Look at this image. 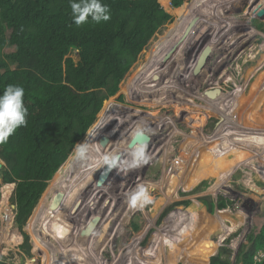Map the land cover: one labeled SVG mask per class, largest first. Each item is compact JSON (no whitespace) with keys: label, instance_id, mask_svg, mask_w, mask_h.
Here are the masks:
<instances>
[{"label":"rangeland","instance_id":"obj_1","mask_svg":"<svg viewBox=\"0 0 264 264\" xmlns=\"http://www.w3.org/2000/svg\"><path fill=\"white\" fill-rule=\"evenodd\" d=\"M162 1L174 13V20L170 22H174V24L184 19L188 5L191 3L190 0L185 6L186 1L184 0L181 7L172 8L171 2L173 0ZM208 1L202 0L189 13L188 19L184 23H180L176 31L167 40L165 39L173 24H166L156 34L122 81L120 90L115 94L120 95L121 98L110 97L102 108L103 110L105 107V113L100 114L101 110L97 120L90 127L91 129L97 122L103 121L109 115L105 126L112 118L115 109L122 108V110L125 109V112L122 113L124 122L130 125V128L135 123L130 129V131L133 129L132 138L134 136L139 137L135 133L140 127L151 129V133L147 137V151L150 160L139 168L128 170L127 177H123L126 183L120 189L122 192L113 191L114 193L110 194L112 190H117L112 189V187L118 188L116 184H119V182L113 184L108 179L115 176L113 170L106 172L109 176L101 177L100 182L104 187L101 189H104V194H102L101 189L97 190L93 195L92 203L94 205L99 204L101 198L107 195L105 192L109 193L112 202L109 201L108 205L101 203L98 206L97 210L99 209V211L97 213L101 214L99 217L91 213L94 209L88 210L86 213L87 222L90 221V225H92L87 229L88 234L80 230V225H82L81 213L73 211V215L63 219L68 222L63 224L66 225V232H72L75 237L80 236L89 249L96 248L98 250L102 245L101 240L106 243L105 247L100 250L101 253L99 251L93 253L91 258L97 257L96 261L91 263L90 258L85 264H186L192 258L196 260L193 261L194 264H201V261L204 260L203 257L209 258L213 254L218 243L228 246L235 242L234 247L238 248L240 244L247 242L246 237L249 232L259 230L264 225V185L258 183L259 181L264 182V172L259 171L264 165L261 159L264 148L256 145L258 143L261 145V135L264 133V33L255 34L256 20L251 15L253 7L258 9L264 5V0L258 3H254L258 0H252V3H249L251 0H219L217 1V8H221L219 10H215L212 5H206ZM207 9H210L207 15L211 17L212 21H216L220 28L214 31L213 29L208 30L196 46L188 53L186 52L187 55L185 56L189 66L188 74H190L192 71L194 72L193 68L203 48L206 46L211 48L210 55L202 69L205 77L197 78L198 84L196 81L189 84L190 80H187L189 75L186 73L184 83L181 79L182 75L180 76V73H175L176 70L172 69L175 59H177L174 58L175 48L172 50V57L170 56L171 61L160 60L158 63L157 61L163 49L173 40V35L186 26L192 17L201 13L205 14ZM257 21H264V18ZM206 25L210 27L209 24ZM194 28H196V32L192 38L184 43L185 38L182 37L176 52L183 48L186 49L189 42L198 35L201 29ZM203 39L204 41H201ZM156 48L155 60L153 59L151 64H146L150 61ZM73 56L78 58L77 51L73 52ZM141 70H144L150 77L147 90L153 86L158 89V86H169L170 94L164 92L162 87V91L159 90V96L154 95L157 99L153 96L155 89L151 91L153 94H141L137 82V78L141 80L143 76L139 75ZM157 70L160 76L166 74L167 78L160 82L156 81L154 71ZM208 71L211 73L210 75L207 73ZM134 78L136 82H134ZM189 78L194 79V76H189ZM139 84L144 86L142 81ZM214 88L220 89V93L227 96V102L220 103L206 95L208 90ZM231 97H234L233 103L223 110L214 107L216 104L218 107H225L229 104ZM147 98H151L153 102L143 104ZM208 100H212L214 105L208 104ZM207 107L218 112H212ZM232 116L236 119H233ZM104 126L99 129L95 142L101 135ZM247 131L249 132L247 138L252 145L244 144L237 139L243 135V132L246 133ZM87 134L77 144L86 142L84 140ZM250 134L253 135L254 139L251 140ZM212 135L221 151L225 153L223 157L222 154H219L218 149L211 146L214 139L209 137ZM132 138L127 140L129 142L127 146L123 140L118 142L121 145H118L117 150L121 155L124 152L127 154L131 148L130 140ZM93 146L89 148L88 158ZM72 155H75L74 151ZM87 159L81 160L74 157L70 160L71 162L78 161L77 168L74 169L71 177L66 176L70 162L63 169H59L49 182L37 206L41 201L51 200V194L47 191L52 184L56 185L60 180L70 181L84 167ZM175 161H179L178 166L174 165ZM203 182H205V186L201 193L185 196L182 194L183 192H190ZM1 184L2 180L0 179V191L4 188ZM139 184H143L149 189L153 203L143 208H135L134 211L131 210V213H127L130 215L126 219L127 214L124 211L128 209L129 204L125 201L124 196ZM121 185L122 182L120 181ZM107 186L110 188L107 189ZM202 196H210L215 201L223 196L230 200L231 204L223 211L216 210L212 217H206L204 213L198 211L201 203L199 198ZM182 200H191L193 203L189 208L176 207L172 209L160 223H157L164 209ZM12 205L11 199L8 202L7 199L0 198V216H4L5 211H9ZM79 206L77 210H82V207L79 208ZM35 210L24 230L30 235L33 246L32 253L37 259L32 260L34 257L24 259L19 249V245L23 241L16 234V231L20 229L10 221L8 223L0 222V239L3 229L7 226H9L8 234L15 235L20 239L18 244L12 242L10 244L4 238L2 241L0 240V264H61L65 246L62 244V249L54 248L56 252L51 261L49 258L45 259L44 253H42L45 247L30 229ZM178 216L181 220L177 219ZM184 217L188 222L189 228L187 230H190L187 235L184 231ZM133 219L138 222L139 229L132 224ZM39 228L41 229V226L38 224V232L40 233ZM98 228L101 229L99 233ZM151 230L153 231L149 240L145 241ZM20 232L22 233L21 230ZM92 233L93 236H91ZM178 236L179 238L176 239L175 237ZM169 238L175 243L174 248L165 243L164 240ZM36 244L38 250H35ZM147 248H153L152 256L144 255ZM188 250L192 254L197 252L200 254L188 257L186 256ZM46 252L49 256L53 254V251L49 249ZM5 256L8 258L3 259L2 257Z\"/></svg>","mask_w":264,"mask_h":264},{"label":"trees","instance_id":"obj_2","mask_svg":"<svg viewBox=\"0 0 264 264\" xmlns=\"http://www.w3.org/2000/svg\"><path fill=\"white\" fill-rule=\"evenodd\" d=\"M185 1L186 6L190 0ZM201 1L191 0L184 19L174 24L170 22L175 15L162 0H103L110 8L111 18L100 23L89 18L88 22L77 26L73 23L69 0H0V94L8 84L23 86L24 105L28 109L27 125L18 128L7 143L0 145V161L3 162L0 179L2 184H15L11 201L16 206L14 225L23 233L16 231L23 241L19 249L24 259L34 257L30 235L24 230L29 218L59 169L70 162L66 176L73 175L78 161L71 162L75 157L71 154L97 120L105 99L121 98L115 94L151 40L170 23L173 25L167 40ZM171 3L172 8H178L184 0ZM256 27L264 31V22ZM74 51L78 53L77 59ZM156 53L157 48L146 64L155 60ZM140 72L143 76L141 80L137 78L139 92L148 95L152 94L150 89H155L153 96L158 97L159 89L153 86L147 90L150 77L144 70ZM133 80L136 82L135 78ZM140 81L144 86H140ZM148 102L153 100L147 98L143 104ZM108 116L89 130L84 140L88 149L95 142L96 129L104 126ZM258 183L264 185L262 181ZM204 186L205 182L182 194L201 193ZM199 200L198 211L206 217L231 204L223 196L218 201L210 196ZM192 203L191 200L173 203L164 209L157 223L172 209L189 208ZM184 219L187 233L188 222ZM132 224L139 229L134 219ZM19 237L9 234L7 240L18 244ZM246 239L235 255L234 264H264V258L259 262L254 260L259 250L264 252V225L249 232ZM171 240L164 241L174 248ZM152 251L153 248H147L144 255L152 256ZM232 255L231 249L222 247L206 264H232Z\"/></svg>","mask_w":264,"mask_h":264},{"label":"bare ground","instance_id":"obj_3","mask_svg":"<svg viewBox=\"0 0 264 264\" xmlns=\"http://www.w3.org/2000/svg\"><path fill=\"white\" fill-rule=\"evenodd\" d=\"M217 1H219V0H209L206 3V5L207 4H208V6L212 5L215 8V10L216 9L219 10L221 8L220 7L217 8V6H218L217 5ZM209 10L210 9H207L205 14L201 13L199 15L197 14L195 17H192V19L190 20V22L186 26L182 27V29L178 33L173 35V38H172L173 40L171 41V43L168 46H166L163 49L162 54L158 58L157 63L160 60L161 61L162 60L171 61L172 59L170 58V56L172 55L171 54L172 50L175 48V50H174L175 51V57L174 58H177V59H175V63L173 64V68L172 69L176 70L175 73H178V74L180 73L179 74L180 76L182 75L181 76L182 78L181 77L180 78L183 79L184 83H185V78L184 77H186V75H189V76L193 75L194 76V79L193 78H189V76H188L187 80L188 79L190 80L189 84H193L192 81L193 82L196 81V83L198 84L199 82L197 81V78H199L200 76H201V78L205 77L204 70L203 71L201 70L199 73H197L198 75H196L195 74L196 73L195 68L197 66V62L200 59L199 58L200 55L203 53L204 49H206L208 46H206V48H203V51L200 53L199 57L197 58V61H196L195 66L193 68L194 72L192 71L193 73L191 72L192 73V74L190 73L191 75L188 74V69H189V66L187 65L188 61H187L186 57H184V55H183L184 54V48L179 50V51H177V52H176V49H178V47H179L178 45L182 41V37H184V38L187 37L186 34L188 33V31L191 32V33H190V37H188L187 41H189L192 38L194 32H196V28H194V27L202 29L201 27H204L206 24H209L210 25V30L213 29V31H214L215 29L220 28V25H217L216 21H212V19H210L211 17H209L207 15L209 13L208 12ZM247 13L251 14L248 11H247ZM189 28H190V30H189ZM257 33H258V31L255 30V34H257ZM194 40H195V38L193 40H191V41H194ZM202 41H204V39ZM185 42H186V39L184 40V43ZM190 42H189L188 46L191 45ZM181 55H183V57L185 59L181 58ZM164 67H165V65H164ZM207 73H209V71ZM154 74L156 76V81H158V82H160L161 80L163 81V80H165L167 78L166 74H161L163 76H160V74H158V70L156 72L154 71ZM210 74L211 73H209V75ZM158 87H159L160 91H162V88H163L164 92H167L168 94H170L169 86H166V87L158 86ZM219 90L215 89V88L211 89V90H208L206 92L207 93L206 95L209 98H211L213 100H216V101H218L220 103L227 102V96L223 95L222 93H220ZM151 91H152V89L149 90V93H151ZM154 98L156 99V97H154ZM233 99H234V97H231L230 101H229V104H227L225 107H228L230 104H232L233 103ZM207 103L211 104V105H214L212 100H208ZM215 106H217V104ZM123 112H125V109L124 110H122V108H116L115 109L112 118L106 123V125L102 129L101 135L96 140V142H95V144H94V146H93V148H92V150L90 152L89 158L87 159L86 164L80 170V172L76 176H74L72 179H70V181L69 180H60V182L58 181L56 185L52 184L49 187V191H48L51 194V200H47L46 202H42L41 201V203L37 206V208H36V210L34 212V215H33L32 219H31L30 229H31L33 235L36 236V238L45 247L44 251L42 252V253H44V258L45 259L49 258V260L51 261V259H53L54 253L56 252L55 249H59V248L62 249V244H63L65 246V250H64L65 252L63 254L64 258H63L61 264H81L82 262L85 264V262H87L93 256V253H96L97 251L100 252V250L105 247L106 243H103L102 240H101V244L102 245L100 246V248L98 250H96V248L89 249L86 246V243L84 242V240L82 238H80V236L75 237V235H72L73 234L72 232L71 233L66 232V228H65L66 225H63V224H65L64 222H66V221H64L63 219L73 215L74 212L81 213L82 214V221H81L82 225H80V230L85 232L86 234H88L87 229H88V227L92 226V225H90V223H91L90 221L87 222L86 213L88 212V210H90V209L93 210L94 209V211H92L91 213L96 214V216L99 217L101 214L97 213V211H99V209L97 210L98 206L101 205V203L108 205L109 201L112 202V200H110V196L108 195L109 194L108 192H105V194H107V195L103 197L104 199L101 198V201L99 202V204L97 203V204L94 205L92 203V199H93L94 193L97 192V190H100L103 187L102 183L100 182L102 180L101 177L103 178L104 175L109 176L108 174H105L107 166L102 167V163L101 162H102L104 156L106 154H110V153H118V154H120V152H118V150H117L118 149V145H119L118 142L119 141L122 142V140H123V141H125L123 143H125V146H127L128 143H129V142H127V140L129 138H132L133 129L131 131H130V129L132 128V126L135 123L129 122V123H133V125L130 128V125H127V123L124 122L123 118H120L117 115L118 113H123ZM142 119H144V118H142ZM233 119H236V118L233 117ZM136 124H137V122H136ZM114 125H120L121 126L120 130L116 132L115 136L108 143V146L105 149H100V141L103 139V136L105 135V133L111 127H113ZM248 133H249L248 131L246 133L243 132L242 133L243 135H240L239 137H237V139L240 140L244 144H247V143L250 144L251 141H249V138H247L248 137V135H247ZM140 138H141V140H140ZM209 138L210 139L211 138L214 139L213 135H212V137H209ZM133 139L135 141L134 144L138 145V144L144 143L145 140H147V137L139 135V137L138 136L137 137L134 136L131 140H133ZM202 140H204V139H202ZM260 141H264V133H262ZM200 144H201V142H200ZM256 145L258 146L260 144L258 143ZM263 145H264V142H261L260 146H263ZM211 146L216 148V149H218L220 151L219 154H222V157H223V155H225V153H223L221 151V148L217 145L215 139H214V141H212ZM126 156H127V154L125 152H124L123 155H121L122 158H125ZM261 159L264 162V160H263L264 159V155H263V157ZM262 164H264V163H262ZM251 167L253 168V166H251ZM112 170H113V172H115V176H113L111 178H108V179L113 184H116L118 182H119V184H116L118 186V188L112 187V189L115 188L117 190H112L110 192V194L114 193L113 191L122 192L120 189L126 183V181L124 180L123 177H127L128 170H126V169H122L120 171H118L117 169H112ZM255 171L257 172V170H255ZM259 171L261 173L264 172V165L261 166V169ZM129 179H130V177H129ZM120 181L122 182L121 186H120ZM105 186H106V183H105ZM108 186H110V184H108ZM11 187H13V185H9L7 187L8 190L6 191V195L4 196L5 200H6L7 197H9ZM109 188L110 187H108L107 189H109ZM103 190L101 189L102 194H104ZM123 194H125V193H123ZM126 197H127V195L125 194L124 198H125V201H127V203H128V200H127ZM79 205L82 207V210L81 209L77 210V207ZM80 206H79V208H80ZM133 209H135V208H133V207H131L129 205L128 209L126 211H124V210L123 211L126 212V214H127L128 212H130ZM130 213L127 214L126 219L130 215ZM100 220H101V222L103 221L102 218ZM10 222H11V220H10ZM66 223H68V222H66ZM38 224L41 226V229L39 228L41 234L38 232ZM8 227L9 226L4 228L3 231H2V234H1V239L4 238V239H6L5 241H7ZM98 230H99L98 231V233H99L101 231V229L98 228ZM189 232H190V230L186 233V235ZM98 233H96V235H98ZM93 235L94 234L92 233L91 236H93ZM96 238H98V236H96ZM90 242H89V244H90ZM91 245H93V244L91 243ZM36 249L38 250V245L37 244L35 245V250ZM48 249L53 251V254L51 256H49L48 253L46 252ZM96 259H97V257L96 258H91V263H94L96 261ZM30 264H32V263H30Z\"/></svg>","mask_w":264,"mask_h":264},{"label":"clouds","instance_id":"obj_4","mask_svg":"<svg viewBox=\"0 0 264 264\" xmlns=\"http://www.w3.org/2000/svg\"><path fill=\"white\" fill-rule=\"evenodd\" d=\"M73 23L77 26L88 22L89 18L95 22L108 21L111 18L110 8L103 0H69ZM25 90L18 84H8L0 94V145L7 143L15 131L27 125L28 109L24 105ZM96 129V134L98 130ZM151 129L137 128L136 135L148 137ZM147 140L130 148L127 158L118 153L106 154L102 160V167L107 166L106 172L112 169L132 170L149 162ZM88 144H76L74 153L77 159L88 158ZM106 174V173H105ZM127 200L133 208H143L153 203L149 189L139 184L127 194Z\"/></svg>","mask_w":264,"mask_h":264},{"label":"water","instance_id":"obj_5","mask_svg":"<svg viewBox=\"0 0 264 264\" xmlns=\"http://www.w3.org/2000/svg\"><path fill=\"white\" fill-rule=\"evenodd\" d=\"M258 16L260 17V18H264V8L263 9H261L260 11H259V13H258ZM208 30H210V27L208 26V25H205L204 27H202V29L200 30V32L198 33V35L195 37V40L194 41H191L190 42V44L191 45H189L186 49H184V57L187 55V53L190 51V49H192V48H194L195 46H196V44L200 41V39L202 38V36L204 37V35H205V33H207V31ZM205 32V33H204ZM190 33L191 32H189L188 31V33L186 34V41L188 40V37H190ZM202 41V40H201ZM200 44V43H199ZM198 44V45H199ZM197 45V46H198ZM187 52V53H186ZM210 52H211V48L210 47H207L206 49H204V51H203V53L200 55V59H199V61L197 62V66H196V68H195V70H196V73H199L201 70H202V68H203V66L206 64V62H207V59H208V57H209V55H210ZM183 55H181V58H184L183 57ZM180 58V59H181ZM214 92V91H213ZM112 97V96H111ZM110 99V97L109 98H107V99H105V101H104V104H106L107 102H108V100ZM120 118H122L123 117V115H122V113H118L117 114ZM120 128H121V126L120 125H114L113 127H111L106 133H105V135L103 136V139L100 141V149H105L107 146H108V143L113 139V137L115 136V134H116V132L117 131H119L120 130ZM88 133V132H87ZM86 133V134H87ZM134 139L133 140H131V148L133 147V146H135V144H134ZM64 165V164H63ZM62 165V166H63ZM2 166H3V162L2 161H0V171H1V169H2ZM61 166V167H62ZM59 171V170H58ZM14 206V208H16V206L15 205H13ZM35 210V209H34ZM37 258H33L32 260H36ZM23 264H28V263H23ZM189 264H192V263H189Z\"/></svg>","mask_w":264,"mask_h":264},{"label":"crops","instance_id":"obj_6","mask_svg":"<svg viewBox=\"0 0 264 264\" xmlns=\"http://www.w3.org/2000/svg\"><path fill=\"white\" fill-rule=\"evenodd\" d=\"M256 20V24H259V23H262V22H264V21H257V20H260V19H255ZM255 26V28L256 29H254V30H256V31H258L259 33H264V31H262V30H260V29H258L257 27H256V25H254ZM253 130V129H252ZM253 135L252 134H250V137H251V140H252V138L254 139V137H252ZM259 139V138H258ZM263 142V141H262ZM250 145H252V143L250 144ZM259 147H261V148H264V145L263 146H260V145H258ZM263 155H264V153H263ZM4 188H2V189H4V191H5V193H4V196L6 195V191L8 190V186L9 185H13V187H11V190H10V194H9V196H10V199H11V196H12V194H13V192H14V189H15V184L14 183H8V184H1ZM8 185V186H7ZM5 198V197H4ZM6 199H8V197L6 198ZM12 208H14V206L12 205ZM15 209V208H14ZM8 236H9V234H8ZM8 236H7V238H8ZM24 239V238H23ZM221 240V239H220ZM8 241V240H7ZM222 242H223V238H222ZM241 245V244H240ZM240 245H239V247H240ZM235 246V242H232V244H230V245H228V246H226V245H223V243H218L216 246H215V249L213 250V254L211 255V256H215V255H218L219 253H220V248H222V247H228L229 249H231L232 251H233V256H232V264H234V259L233 258H235V255L237 254V251H238V249H239V247L238 248H235L234 247ZM259 251H262V250H259ZM258 251V252H259ZM187 253H186V256H194V255H196V254H200L199 252H197V253H194V254H192V252L191 251H186ZM263 252V251H262ZM210 256V257H211ZM209 257V258H210ZM209 258H204L203 257V261H201V264H206V261L209 259ZM193 261L195 262L196 260L194 259L193 260V258H192V260L190 259V262L188 261L186 264H189V263H192V264H194L193 263Z\"/></svg>","mask_w":264,"mask_h":264},{"label":"built area","instance_id":"obj_7","mask_svg":"<svg viewBox=\"0 0 264 264\" xmlns=\"http://www.w3.org/2000/svg\"><path fill=\"white\" fill-rule=\"evenodd\" d=\"M252 3V0L251 1H249V3ZM264 8V5H262V6H260L258 9H255V6L253 7V10H252V17L253 18H255V19H261L259 16H258V13H259V11L261 10V9H263ZM174 165H176V166H178L179 165V161H175L174 162ZM259 174V173H258ZM264 178V177H263ZM2 193H1V199H4V193H5V191H4V189H2V191H1ZM8 202L10 201V196L8 197ZM14 217H15V213H14V208H12V206H11V208H10V210L9 211H5V214H4V216H0V222H9L10 220H11V223L13 224L14 223ZM1 241H2V239H1ZM264 258V252H262V251H259V252H257L256 253V255L254 256V260H255V262H259V261H261L262 259Z\"/></svg>","mask_w":264,"mask_h":264},{"label":"flooded vegetation","instance_id":"obj_8","mask_svg":"<svg viewBox=\"0 0 264 264\" xmlns=\"http://www.w3.org/2000/svg\"><path fill=\"white\" fill-rule=\"evenodd\" d=\"M211 106H213V105H211ZM214 107L219 108V109H222V110H223V108H226V107H217L215 105H214Z\"/></svg>","mask_w":264,"mask_h":264}]
</instances>
